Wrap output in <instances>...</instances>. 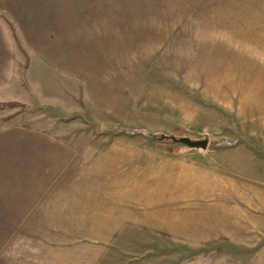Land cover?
<instances>
[{"label":"rangeland","instance_id":"rangeland-1","mask_svg":"<svg viewBox=\"0 0 264 264\" xmlns=\"http://www.w3.org/2000/svg\"><path fill=\"white\" fill-rule=\"evenodd\" d=\"M0 20V264H264V0Z\"/></svg>","mask_w":264,"mask_h":264},{"label":"crops","instance_id":"crops-1","mask_svg":"<svg viewBox=\"0 0 264 264\" xmlns=\"http://www.w3.org/2000/svg\"><path fill=\"white\" fill-rule=\"evenodd\" d=\"M20 35L21 29H16L15 21L0 20V52H8V55L12 56V53L18 51V48L15 47L14 37Z\"/></svg>","mask_w":264,"mask_h":264},{"label":"water","instance_id":"water-1","mask_svg":"<svg viewBox=\"0 0 264 264\" xmlns=\"http://www.w3.org/2000/svg\"><path fill=\"white\" fill-rule=\"evenodd\" d=\"M177 142L182 143L190 148L201 147L205 148L207 145L206 141H190L188 139H179Z\"/></svg>","mask_w":264,"mask_h":264},{"label":"trees","instance_id":"trees-1","mask_svg":"<svg viewBox=\"0 0 264 264\" xmlns=\"http://www.w3.org/2000/svg\"><path fill=\"white\" fill-rule=\"evenodd\" d=\"M2 103H0V105H1ZM164 139H166L167 140V138H164Z\"/></svg>","mask_w":264,"mask_h":264}]
</instances>
